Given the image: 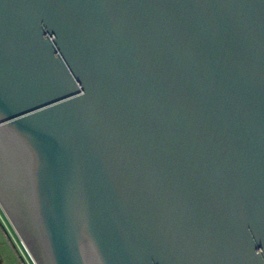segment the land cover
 <instances>
[{"label":"water","instance_id":"1","mask_svg":"<svg viewBox=\"0 0 264 264\" xmlns=\"http://www.w3.org/2000/svg\"><path fill=\"white\" fill-rule=\"evenodd\" d=\"M0 210L34 264H264V0H0Z\"/></svg>","mask_w":264,"mask_h":264},{"label":"rangeland","instance_id":"2","mask_svg":"<svg viewBox=\"0 0 264 264\" xmlns=\"http://www.w3.org/2000/svg\"><path fill=\"white\" fill-rule=\"evenodd\" d=\"M0 257L2 264H20L19 252L21 248L19 239L0 210ZM3 228V229H2Z\"/></svg>","mask_w":264,"mask_h":264},{"label":"built area","instance_id":"3","mask_svg":"<svg viewBox=\"0 0 264 264\" xmlns=\"http://www.w3.org/2000/svg\"><path fill=\"white\" fill-rule=\"evenodd\" d=\"M20 246V249L17 248V251L19 252V258L21 260L20 264H34L25 249L23 248V246L21 245V243Z\"/></svg>","mask_w":264,"mask_h":264},{"label":"trees","instance_id":"4","mask_svg":"<svg viewBox=\"0 0 264 264\" xmlns=\"http://www.w3.org/2000/svg\"><path fill=\"white\" fill-rule=\"evenodd\" d=\"M2 224H0V226H1ZM2 227V226H1ZM3 229V228H2ZM0 264H2V260H1V257H0Z\"/></svg>","mask_w":264,"mask_h":264}]
</instances>
